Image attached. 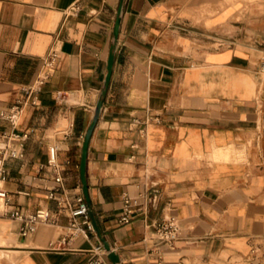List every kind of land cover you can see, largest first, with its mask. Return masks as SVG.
I'll return each mask as SVG.
<instances>
[{
  "label": "crops",
  "instance_id": "1",
  "mask_svg": "<svg viewBox=\"0 0 264 264\" xmlns=\"http://www.w3.org/2000/svg\"><path fill=\"white\" fill-rule=\"evenodd\" d=\"M224 1L123 0L87 148L98 233L60 244L68 218L48 198V147L67 191L81 188L120 0H0V109L25 102L27 134L1 186L22 211L55 218L22 237L0 216V264H89L102 239L117 264H264V16L242 22ZM10 130L0 120V135ZM123 194L137 202L128 224ZM168 217L180 223L171 246L153 228Z\"/></svg>",
  "mask_w": 264,
  "mask_h": 264
},
{
  "label": "built area",
  "instance_id": "2",
  "mask_svg": "<svg viewBox=\"0 0 264 264\" xmlns=\"http://www.w3.org/2000/svg\"><path fill=\"white\" fill-rule=\"evenodd\" d=\"M77 11L78 7L72 8ZM55 52H50L46 59V65L51 66L55 59ZM261 71L264 72V63ZM47 76L39 74L35 79L32 88L39 89L45 82ZM26 103L17 101L10 107L0 109V120L5 121L10 131H4L0 137L2 144L0 145V181L4 182L8 176L7 161L10 159H22L23 143L27 139V134L21 133L17 128L24 113ZM46 166L53 174L55 186L49 189L48 198L56 202L58 210L66 212L68 218V231L60 239V244H65L77 236H82L88 239L90 234H96L95 225L91 218L90 207L87 204L86 198L81 188L75 189L72 192L67 191L63 184V169H61L58 160V150L55 145L48 147V159ZM0 216H6L11 220L17 221L20 224L19 233L22 237H27L34 233L39 224L51 223L55 224V218L51 215L47 208L40 207L34 212H24L18 206L11 202L9 193L0 187ZM137 202L134 198L127 194L122 196V208L119 214V222L121 224H128L135 215V207ZM156 240L159 244L171 246L180 236V223L175 217H168L166 219L157 221L153 224ZM74 232H77L75 234ZM97 258L91 260L89 264H107L100 259L108 252L104 249L103 244L92 247Z\"/></svg>",
  "mask_w": 264,
  "mask_h": 264
},
{
  "label": "water",
  "instance_id": "3",
  "mask_svg": "<svg viewBox=\"0 0 264 264\" xmlns=\"http://www.w3.org/2000/svg\"><path fill=\"white\" fill-rule=\"evenodd\" d=\"M122 3H123V0H120L119 7H118V12H117V19H116L115 28H114V40H113V44H112L110 55H109V59H108V72H107V75H106V78H105V85H104V88L102 90L101 96H100V98H99V100H98V102H97V104L95 106L94 116H93L92 122L89 125L88 130H87V132L85 134L83 145H82L81 161H80V180H81V184H82V190H83V193H84V196L86 198L88 206H89V201H88L89 197H88L87 182H86L87 148H88V143H89L90 136L92 134V131H93L94 127H95L97 118H98L99 113L101 111V107H102V104H103L105 93H106V90L108 88V85H109V82H110V78H111V70H112V65H113V60H114L115 42H116L118 31H119L120 13H121V8H122ZM91 218L93 220L94 225H96L95 224V219H94V216H93L92 212H91ZM96 231L98 233L97 229H96ZM101 241L103 242L104 249L108 252V254H107L108 259L113 264H117L118 263V256L116 255V253L111 250V248L107 244V242L103 241V239Z\"/></svg>",
  "mask_w": 264,
  "mask_h": 264
},
{
  "label": "rangeland",
  "instance_id": "4",
  "mask_svg": "<svg viewBox=\"0 0 264 264\" xmlns=\"http://www.w3.org/2000/svg\"><path fill=\"white\" fill-rule=\"evenodd\" d=\"M220 7H228L230 10L237 9L236 18L242 22H246L252 16L260 18L264 16V0H225Z\"/></svg>",
  "mask_w": 264,
  "mask_h": 264
},
{
  "label": "bare ground",
  "instance_id": "5",
  "mask_svg": "<svg viewBox=\"0 0 264 264\" xmlns=\"http://www.w3.org/2000/svg\"><path fill=\"white\" fill-rule=\"evenodd\" d=\"M1 184H2V182L0 181V187H2ZM0 206H1V205H0ZM42 224H51V223H42ZM42 224H39L38 227H39L40 225H42ZM38 227H37V228H38ZM67 231H68V230H67ZM67 231H66V232H67ZM74 233L77 234V232H74ZM77 237H81V238H82V236H77Z\"/></svg>",
  "mask_w": 264,
  "mask_h": 264
}]
</instances>
